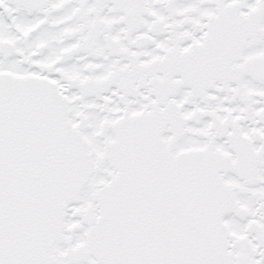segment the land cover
I'll return each mask as SVG.
<instances>
[{"label":"snow or ice","instance_id":"snow-or-ice-1","mask_svg":"<svg viewBox=\"0 0 264 264\" xmlns=\"http://www.w3.org/2000/svg\"><path fill=\"white\" fill-rule=\"evenodd\" d=\"M0 264H264V0H0Z\"/></svg>","mask_w":264,"mask_h":264}]
</instances>
